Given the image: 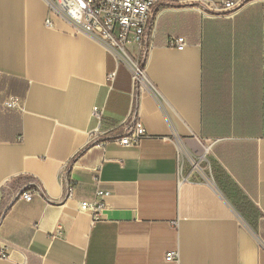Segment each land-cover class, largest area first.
Wrapping results in <instances>:
<instances>
[{
  "label": "crops",
  "instance_id": "0c3cea01",
  "mask_svg": "<svg viewBox=\"0 0 264 264\" xmlns=\"http://www.w3.org/2000/svg\"><path fill=\"white\" fill-rule=\"evenodd\" d=\"M164 1L150 94L45 0H0V264H264V5L202 17L171 5L222 0ZM171 37L186 44L168 46ZM8 95L23 110L2 111ZM133 113L150 136L124 146L115 138ZM174 136L191 150L197 138L210 145L213 185L179 183ZM227 181L255 206L251 224ZM97 186L109 195L94 221L79 202Z\"/></svg>",
  "mask_w": 264,
  "mask_h": 264
},
{
  "label": "built area",
  "instance_id": "2783aa9c",
  "mask_svg": "<svg viewBox=\"0 0 264 264\" xmlns=\"http://www.w3.org/2000/svg\"><path fill=\"white\" fill-rule=\"evenodd\" d=\"M52 14L71 23L77 32L84 33L100 43L118 63L127 67L131 74L135 91L155 93V88L146 73V62L151 49L154 47L156 23L160 12L166 8L164 0H45ZM244 0L201 1L198 11L202 17L225 16L240 10ZM46 20V25H50ZM129 44L135 47L133 54L128 48ZM186 44L183 37H171L167 45L181 47ZM116 70L107 74V80L113 82ZM23 101L15 95H8L2 102V111H21ZM102 109L95 106L93 113L98 118ZM150 135L136 113L131 114L130 123L126 133L115 141L124 146H137ZM172 141L178 151V181L179 183L191 181L197 175L210 185L214 184L212 165L209 159L210 145L197 138V147L189 149L179 137ZM206 149V151H204ZM185 164L189 169L185 171ZM98 185V174L95 177ZM74 185L66 180L65 197L73 196ZM107 190L96 187L93 202L80 201V211H90L94 221L100 217V210L105 207ZM20 197L25 200L32 198V192L22 191ZM9 253L0 245V259H7ZM177 258V253L169 251L165 254L167 261Z\"/></svg>",
  "mask_w": 264,
  "mask_h": 264
},
{
  "label": "rangeland",
  "instance_id": "374dc122",
  "mask_svg": "<svg viewBox=\"0 0 264 264\" xmlns=\"http://www.w3.org/2000/svg\"><path fill=\"white\" fill-rule=\"evenodd\" d=\"M254 3H262L264 5V0H244L243 1V7L254 4ZM171 7L179 8V7H188L192 11H195L199 15L202 16V14L198 11L199 4H191V5H171ZM241 8V9H242ZM239 11V10H238ZM236 11V12H238ZM229 13L227 16L233 15L234 13ZM212 17V16H211ZM220 17V16H217ZM227 186L226 188L230 191L231 194L234 195V206L236 210L240 213V216L244 218L249 224L252 222L253 214L255 213V206L249 202L246 201L243 194L241 193V190L237 188V186H233L232 183L226 182Z\"/></svg>",
  "mask_w": 264,
  "mask_h": 264
},
{
  "label": "bare ground",
  "instance_id": "6f19581e",
  "mask_svg": "<svg viewBox=\"0 0 264 264\" xmlns=\"http://www.w3.org/2000/svg\"><path fill=\"white\" fill-rule=\"evenodd\" d=\"M204 151H206V149H204Z\"/></svg>",
  "mask_w": 264,
  "mask_h": 264
}]
</instances>
